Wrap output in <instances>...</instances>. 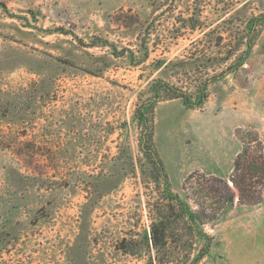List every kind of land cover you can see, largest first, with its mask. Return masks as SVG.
<instances>
[{
	"label": "rangeland",
	"instance_id": "1",
	"mask_svg": "<svg viewBox=\"0 0 264 264\" xmlns=\"http://www.w3.org/2000/svg\"><path fill=\"white\" fill-rule=\"evenodd\" d=\"M157 81L209 82L199 108L154 104L167 184L136 114ZM254 132L264 154V0H0V264H264V197L229 179ZM203 177L233 203L191 239L182 205L218 206Z\"/></svg>",
	"mask_w": 264,
	"mask_h": 264
},
{
	"label": "trees",
	"instance_id": "2",
	"mask_svg": "<svg viewBox=\"0 0 264 264\" xmlns=\"http://www.w3.org/2000/svg\"><path fill=\"white\" fill-rule=\"evenodd\" d=\"M254 25H252L249 29L250 32L253 31ZM249 32V33H250ZM254 32L251 37H248V41L246 43V50L243 59H241L238 63L240 65L246 57L249 55V53L252 50L253 47V40H254ZM233 68H229L230 72ZM223 77V73L219 75V77H213L212 81H217L220 78ZM211 82V81H210ZM207 84L209 82L204 83L197 88L198 95L193 96L192 94H187L185 91L181 89H175L174 87L168 85L167 83H164L162 81L155 82L152 87L151 91L153 93L151 101L143 106L142 108H138L136 111L138 121L143 122L145 126L147 127L148 134H147V140H146V150L144 152L149 153L152 156V163L154 167L161 171L163 173V179L165 183L167 184V176L164 173L163 165L161 163V160L158 157V154L154 148L153 145V114H154V104L160 100H172V99H180L186 106L190 107H201L206 98V90H207ZM238 139L243 142V139L239 134L237 135ZM242 151L237 154L234 163L232 172L230 175V181L232 182L233 186L237 189L239 194V203L242 205H256L261 202L262 198L264 197V154H263V148L262 143L258 137L257 132L252 133V138L250 142L247 143V145L244 147L242 145ZM254 150V156L251 160V167L247 166L245 158L248 157L250 150ZM193 177L189 176L185 180L184 189H193L192 186L187 187L188 184L192 181ZM257 180V181H254ZM200 189H197L200 195V199L202 200V194L205 192L207 194L206 196L214 198V201H216L215 204L218 206L212 210V213L207 215L206 213H202L203 209L202 206H200V212L192 211L187 205H182L180 215L179 217L183 219L187 225L188 228V234L186 235L188 238H208L206 235L202 232V227L205 224H208L212 221H215L217 218L218 211L222 212L226 206L233 203V193L231 192L229 185L226 181H224L221 178L217 177H211L210 179H201ZM210 183H214L219 185L220 188L211 187ZM201 185H204L203 188ZM258 185L259 191L255 190V186ZM170 201L177 200L176 196H172L169 194ZM204 203V202H203ZM200 203V204H203ZM172 209V207H170ZM183 216V217H182ZM162 223L160 221L159 223H154L151 228V238L154 247H164L167 243V239L170 238L169 235H166V224ZM192 231V232H191ZM210 244L204 245L201 251V254H205V252L209 249Z\"/></svg>",
	"mask_w": 264,
	"mask_h": 264
},
{
	"label": "crops",
	"instance_id": "3",
	"mask_svg": "<svg viewBox=\"0 0 264 264\" xmlns=\"http://www.w3.org/2000/svg\"><path fill=\"white\" fill-rule=\"evenodd\" d=\"M259 210H260V209H254L253 211H249V212H253V214L261 213Z\"/></svg>",
	"mask_w": 264,
	"mask_h": 264
}]
</instances>
